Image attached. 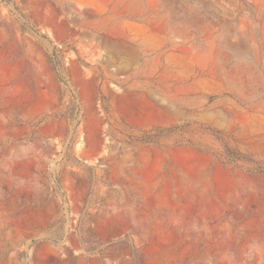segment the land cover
Wrapping results in <instances>:
<instances>
[{
	"label": "rangeland",
	"instance_id": "1",
	"mask_svg": "<svg viewBox=\"0 0 264 264\" xmlns=\"http://www.w3.org/2000/svg\"><path fill=\"white\" fill-rule=\"evenodd\" d=\"M0 264H264V0H0Z\"/></svg>",
	"mask_w": 264,
	"mask_h": 264
},
{
	"label": "trees",
	"instance_id": "2",
	"mask_svg": "<svg viewBox=\"0 0 264 264\" xmlns=\"http://www.w3.org/2000/svg\"><path fill=\"white\" fill-rule=\"evenodd\" d=\"M57 47H55L56 50ZM191 130V124L185 123L175 126H157L143 131L139 141L142 143H159L161 139L173 137L175 135L184 136Z\"/></svg>",
	"mask_w": 264,
	"mask_h": 264
}]
</instances>
